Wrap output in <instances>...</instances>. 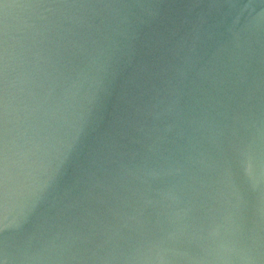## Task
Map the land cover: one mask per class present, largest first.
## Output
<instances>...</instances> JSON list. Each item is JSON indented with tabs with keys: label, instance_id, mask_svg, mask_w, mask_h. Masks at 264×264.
I'll return each instance as SVG.
<instances>
[{
	"label": "water",
	"instance_id": "95a60500",
	"mask_svg": "<svg viewBox=\"0 0 264 264\" xmlns=\"http://www.w3.org/2000/svg\"><path fill=\"white\" fill-rule=\"evenodd\" d=\"M0 264H264V0H0Z\"/></svg>",
	"mask_w": 264,
	"mask_h": 264
}]
</instances>
